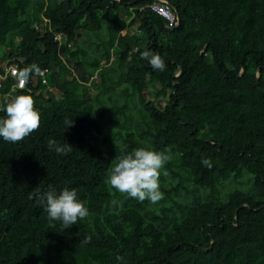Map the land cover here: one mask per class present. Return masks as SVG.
<instances>
[{
	"label": "trees",
	"instance_id": "trees-1",
	"mask_svg": "<svg viewBox=\"0 0 264 264\" xmlns=\"http://www.w3.org/2000/svg\"><path fill=\"white\" fill-rule=\"evenodd\" d=\"M154 1L0 0V72L36 64L47 81L17 92L34 98L39 129L0 137V264H264V0H166L173 28ZM141 147L170 150L156 204L105 182ZM65 187L89 215L53 228L28 197Z\"/></svg>",
	"mask_w": 264,
	"mask_h": 264
},
{
	"label": "clouds",
	"instance_id": "clouds-1",
	"mask_svg": "<svg viewBox=\"0 0 264 264\" xmlns=\"http://www.w3.org/2000/svg\"><path fill=\"white\" fill-rule=\"evenodd\" d=\"M141 58L155 70H165V62L159 54L145 50L141 53ZM39 76L41 69L38 65L32 64L19 71L17 79L22 85L27 82L32 75ZM0 112L5 113L4 118H0V137L9 143L23 141L41 125V114L35 108V100L31 95H16L5 97L0 104ZM68 128L73 121H66ZM48 149L54 150L57 154H67L71 152L72 145H59L55 140H48ZM170 150L155 151L147 148L133 149L132 152L120 155L115 158L114 166L109 169L106 183L110 188L115 189L120 194L139 202L149 201L156 204L164 198V193L160 190V175L165 165L170 161ZM202 164L211 168L207 159H202ZM29 199H35L38 205L44 206L49 223L58 221L64 229L77 224L89 215V209L85 203L78 199L75 189L65 187L59 194L54 190L41 193L39 188L29 194ZM113 204L116 203L114 200ZM91 242V236L85 237L81 245ZM117 264H123L124 257H116Z\"/></svg>",
	"mask_w": 264,
	"mask_h": 264
},
{
	"label": "built area",
	"instance_id": "built-area-1",
	"mask_svg": "<svg viewBox=\"0 0 264 264\" xmlns=\"http://www.w3.org/2000/svg\"><path fill=\"white\" fill-rule=\"evenodd\" d=\"M148 9L164 18L170 28L177 27L179 25L178 14L171 8V5L166 0H156L148 6ZM56 38L57 40H60L61 35H57ZM18 73L19 71L16 65H10L5 68L3 73L0 72V89L3 87V82L11 80L8 91L5 93L0 92V104L2 101L1 98L16 96L18 91L26 88V82L21 85L18 81ZM45 73L46 70H42L39 75L42 78L41 82L43 84L47 83L44 78Z\"/></svg>",
	"mask_w": 264,
	"mask_h": 264
},
{
	"label": "rangeland",
	"instance_id": "rangeland-1",
	"mask_svg": "<svg viewBox=\"0 0 264 264\" xmlns=\"http://www.w3.org/2000/svg\"><path fill=\"white\" fill-rule=\"evenodd\" d=\"M135 28H137L136 26H135ZM113 54V53H112ZM6 56H3V55H1V53H0V63L2 64V65H6L7 64V59L5 58ZM70 68H71V71H72V75H75V74H77V72H78V68L77 67H75V65H70ZM78 75V74H77ZM71 78V75H68L67 76V79L69 80ZM88 85H89V82H88ZM147 100H151L152 98H153V94H152V90L151 89H148V93H147ZM162 101V100H161ZM164 104H165V101H162L161 102V105L160 104H158L157 103V106L159 107V108H162L163 106H164ZM167 185H169L168 183H167Z\"/></svg>",
	"mask_w": 264,
	"mask_h": 264
},
{
	"label": "water",
	"instance_id": "water-1",
	"mask_svg": "<svg viewBox=\"0 0 264 264\" xmlns=\"http://www.w3.org/2000/svg\"><path fill=\"white\" fill-rule=\"evenodd\" d=\"M178 72V71H177Z\"/></svg>",
	"mask_w": 264,
	"mask_h": 264
}]
</instances>
